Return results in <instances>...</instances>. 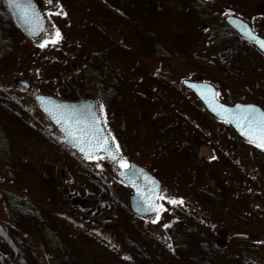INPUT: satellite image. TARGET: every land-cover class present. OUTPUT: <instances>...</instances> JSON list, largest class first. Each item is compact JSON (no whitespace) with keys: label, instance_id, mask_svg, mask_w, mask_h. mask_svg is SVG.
I'll use <instances>...</instances> for the list:
<instances>
[{"label":"rangeland","instance_id":"rangeland-1","mask_svg":"<svg viewBox=\"0 0 264 264\" xmlns=\"http://www.w3.org/2000/svg\"><path fill=\"white\" fill-rule=\"evenodd\" d=\"M40 1L30 36L0 0V264H264V148L183 83L264 108V54L225 20L264 31V0ZM37 93L94 100L119 159L80 156ZM121 161L160 179L152 216Z\"/></svg>","mask_w":264,"mask_h":264},{"label":"water","instance_id":"water-1","mask_svg":"<svg viewBox=\"0 0 264 264\" xmlns=\"http://www.w3.org/2000/svg\"><path fill=\"white\" fill-rule=\"evenodd\" d=\"M6 2L12 11L15 21L24 32L30 36L40 34L45 25V17L34 0H6ZM225 20L239 35L249 39L264 53V48H261L255 39V37H259L264 40V36L256 33L247 20L235 14H228ZM183 83L196 94L211 114L228 122L238 135L252 142V135H246L245 131L241 130V127L247 130L248 124L243 123L238 126L237 117L243 119L241 114L244 112H254L257 115L264 113V108L261 105L245 101H236L231 104L225 103L218 98L215 86L209 81L184 79ZM22 84L29 86V83L24 80ZM35 100L43 114L52 121L62 136L65 137L64 141L80 155L89 157V149L86 147V142L83 138L70 135L69 128L65 125L64 120H69L70 125L77 130L84 129L87 131L91 126L93 115L97 118L98 136L106 138L108 147H94L91 149L90 155L93 156L100 153L105 157H111L117 153L110 134L103 123L97 103L94 100L88 98L66 100L45 93L35 94ZM248 106L254 107L249 108ZM78 121L81 123H77ZM93 143L95 144V141ZM254 144L258 146V143ZM82 147L85 151H81ZM117 175L132 190L130 206L134 213L152 216L157 212L160 206L159 196L162 184L156 175L135 161H131L128 167L118 169Z\"/></svg>","mask_w":264,"mask_h":264},{"label":"snow or ice","instance_id":"snow-or-ice-1","mask_svg":"<svg viewBox=\"0 0 264 264\" xmlns=\"http://www.w3.org/2000/svg\"><path fill=\"white\" fill-rule=\"evenodd\" d=\"M19 7V5H17ZM63 14V13H61ZM61 38L60 30L57 28L55 31V35L51 38L52 43H56ZM257 42L260 44L261 48H264V40H261L259 37H255ZM49 41L46 39L42 42L41 46H44V44L48 43ZM249 108H253L254 106H248ZM227 110V109H225ZM243 119L240 117H237L238 126H241L243 123L248 124L247 130H245L243 127H241L242 131H245L246 135H252V142L258 143V146L260 148H264V113H260L257 115L254 112H244L241 114ZM96 117L93 115L91 126L88 128L87 131L84 129L77 130L74 126L70 125L69 120H64V123L69 128V134L73 136H77L78 138H83V140L86 142V147L89 149V158H93L90 155L91 149L94 147L99 148H107L108 145L106 143V138L104 136H98V128L96 127ZM77 123H81L78 121ZM61 139H65V137H61ZM95 141V144L93 143ZM81 151H85V149L82 147ZM211 158V157H210ZM122 167H127L126 161H121ZM167 199V197H165ZM172 203H176V199H172ZM182 202V199L180 200ZM160 208H163V205H160ZM158 218V214H157Z\"/></svg>","mask_w":264,"mask_h":264},{"label":"flooded vegetation","instance_id":"flooded-vegetation-1","mask_svg":"<svg viewBox=\"0 0 264 264\" xmlns=\"http://www.w3.org/2000/svg\"><path fill=\"white\" fill-rule=\"evenodd\" d=\"M35 2H36V4H37V6H38V8L40 9V11L44 14V17H45V23H46V14H45V10H44V7H42L41 6V1L40 0H34ZM5 2H6V0H5ZM49 3H51L52 1L51 0H49L48 1ZM6 4H7V7H8V9H9V11H10V13L12 14V11H11V9H10V7H9V5H8V3L6 2ZM12 16H13V14H12ZM14 18V17H13ZM248 21V20H247ZM249 23H250V25H251V27H252V29L256 32V33H258V34H260V35H262V36H264V31H263V29H261L260 27H257V26H255L254 24H253V21H248ZM44 28H45V26H44ZM44 28H43V30H44ZM42 30V31H43ZM248 41H249V43L252 45V46H254L255 48H257V49H259L256 45H254L252 42H250V40L249 39H247ZM259 51H260V53H263L260 49H259ZM264 54V53H263ZM34 99H35V97H34ZM35 102H36V100H35ZM70 146V145H69ZM71 147V146H70ZM80 155V154H79ZM80 156H82V155H80ZM103 156V155H102ZM83 157V156H82ZM105 157V156H104ZM107 160H109V161H111V162H116V160H118L119 158H118V154L116 153V154H114V155H112L111 157H105ZM128 165H129V163H128ZM127 165V166H128Z\"/></svg>","mask_w":264,"mask_h":264},{"label":"trees","instance_id":"trees-1","mask_svg":"<svg viewBox=\"0 0 264 264\" xmlns=\"http://www.w3.org/2000/svg\"><path fill=\"white\" fill-rule=\"evenodd\" d=\"M5 235H3V237H4Z\"/></svg>","mask_w":264,"mask_h":264}]
</instances>
